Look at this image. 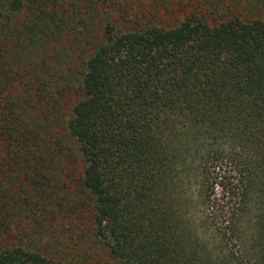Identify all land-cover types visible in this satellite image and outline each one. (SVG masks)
Returning <instances> with one entry per match:
<instances>
[{
    "label": "trees",
    "instance_id": "1",
    "mask_svg": "<svg viewBox=\"0 0 264 264\" xmlns=\"http://www.w3.org/2000/svg\"><path fill=\"white\" fill-rule=\"evenodd\" d=\"M81 1L0 0V264H264V0Z\"/></svg>",
    "mask_w": 264,
    "mask_h": 264
},
{
    "label": "rangeland",
    "instance_id": "2",
    "mask_svg": "<svg viewBox=\"0 0 264 264\" xmlns=\"http://www.w3.org/2000/svg\"><path fill=\"white\" fill-rule=\"evenodd\" d=\"M90 1L82 0L81 3L88 9L90 8L88 5ZM196 3L198 0H107L103 5L94 4L93 6L100 7H97L95 14L91 7L86 19L90 20L91 17H95L97 18L96 21L103 23L110 20L115 21L120 31L143 28L149 25L171 27L194 11ZM69 35L72 34L69 32ZM66 105L70 106L71 102L64 104V107ZM61 121L51 125L52 133L61 135ZM62 159L64 165L68 166L66 172L70 174V177H66V181L69 183L68 179L71 180L77 174V170L74 169L75 166L70 164L65 151ZM70 183L75 184L74 181Z\"/></svg>",
    "mask_w": 264,
    "mask_h": 264
}]
</instances>
